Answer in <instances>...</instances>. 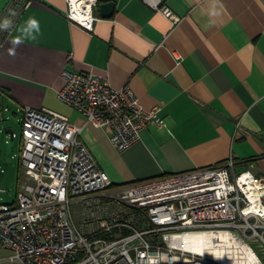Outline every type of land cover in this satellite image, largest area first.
<instances>
[{"label":"crops","instance_id":"obj_1","mask_svg":"<svg viewBox=\"0 0 264 264\" xmlns=\"http://www.w3.org/2000/svg\"><path fill=\"white\" fill-rule=\"evenodd\" d=\"M24 1L0 0V20L10 7L18 12L0 46L1 114L12 109L8 101L22 119L25 107L48 108L85 124L84 142L117 185L230 158L236 172L264 176V0H159L177 21L156 0H101L115 2L114 14L104 18L97 6L93 30L70 20L67 0ZM29 18L39 21L37 39L9 55ZM64 69L130 85L145 109L161 107L167 126L150 123L118 150L104 129L59 98ZM84 208V200L73 201L76 221Z\"/></svg>","mask_w":264,"mask_h":264},{"label":"built area","instance_id":"obj_2","mask_svg":"<svg viewBox=\"0 0 264 264\" xmlns=\"http://www.w3.org/2000/svg\"><path fill=\"white\" fill-rule=\"evenodd\" d=\"M77 1L67 0L68 17L93 30L100 20L94 13L99 0H89L87 6ZM154 6L179 20L169 7L159 8V0ZM7 33L0 31V46ZM61 76L65 83L59 98L82 112L85 123L104 129L120 151L138 141L148 124L167 126L161 107L145 109L128 84L113 86L94 72L64 69ZM23 112L24 178L16 200L0 203V249L9 252L11 261L264 264L251 243L264 251V176L236 172L230 158L117 185L84 142L85 124L48 108L25 107ZM7 193L0 188V196ZM76 199L85 201L79 221L72 212ZM241 248L251 260H244Z\"/></svg>","mask_w":264,"mask_h":264},{"label":"rangeland","instance_id":"obj_3","mask_svg":"<svg viewBox=\"0 0 264 264\" xmlns=\"http://www.w3.org/2000/svg\"><path fill=\"white\" fill-rule=\"evenodd\" d=\"M2 98L0 97V104ZM12 109L0 111V153H1V168L0 169V188L8 191L7 194L0 196V203H13L17 198V193L21 186V180L24 178L23 169L21 168V134H22V115L14 114V106L10 102H6ZM12 129L16 133V137L12 139L11 134H7L6 130ZM19 175H21L19 180ZM255 247L257 254L264 260V251L259 248L256 242H251ZM7 250L0 249V257L8 256ZM1 264H21L18 261L2 260Z\"/></svg>","mask_w":264,"mask_h":264},{"label":"clouds","instance_id":"obj_4","mask_svg":"<svg viewBox=\"0 0 264 264\" xmlns=\"http://www.w3.org/2000/svg\"><path fill=\"white\" fill-rule=\"evenodd\" d=\"M18 12L9 8L8 14L0 20V31L10 32L14 28L15 18ZM20 35L11 39L10 44L12 47L8 49V54L11 56L16 55V48H18L25 40L35 41L40 33L39 21L35 18H29L23 25L17 29Z\"/></svg>","mask_w":264,"mask_h":264},{"label":"water","instance_id":"obj_5","mask_svg":"<svg viewBox=\"0 0 264 264\" xmlns=\"http://www.w3.org/2000/svg\"><path fill=\"white\" fill-rule=\"evenodd\" d=\"M101 1V0H99ZM98 9L100 11V15L104 18H110L113 16L114 14V10H115V2L114 1H106V2H101L98 5ZM6 133H10L11 137L14 133V131L12 129H7ZM13 139V137H12Z\"/></svg>","mask_w":264,"mask_h":264},{"label":"bare ground","instance_id":"obj_6","mask_svg":"<svg viewBox=\"0 0 264 264\" xmlns=\"http://www.w3.org/2000/svg\"><path fill=\"white\" fill-rule=\"evenodd\" d=\"M77 2H80V3H82V4H85V6H87L88 5V2H89V0H80V1H77ZM81 4V5H82ZM241 250H243L244 252H243V254H244V260L245 261H249V260H251L252 259V255H250V254H248L246 251V249L245 248H241Z\"/></svg>","mask_w":264,"mask_h":264},{"label":"trees","instance_id":"obj_7","mask_svg":"<svg viewBox=\"0 0 264 264\" xmlns=\"http://www.w3.org/2000/svg\"><path fill=\"white\" fill-rule=\"evenodd\" d=\"M20 177H21V175H19V180H20Z\"/></svg>","mask_w":264,"mask_h":264}]
</instances>
